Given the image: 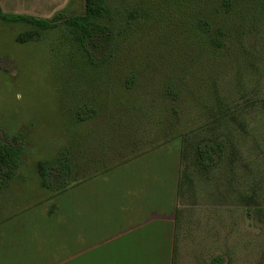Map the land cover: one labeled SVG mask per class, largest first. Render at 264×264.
I'll list each match as a JSON object with an SVG mask.
<instances>
[{
	"label": "rangeland",
	"instance_id": "obj_1",
	"mask_svg": "<svg viewBox=\"0 0 264 264\" xmlns=\"http://www.w3.org/2000/svg\"><path fill=\"white\" fill-rule=\"evenodd\" d=\"M112 8L99 67L62 28L18 43L27 27L0 22V140L21 146L0 264H264V0ZM213 141L221 157L201 167ZM65 147L71 184L55 193L35 164Z\"/></svg>",
	"mask_w": 264,
	"mask_h": 264
},
{
	"label": "trees",
	"instance_id": "obj_2",
	"mask_svg": "<svg viewBox=\"0 0 264 264\" xmlns=\"http://www.w3.org/2000/svg\"><path fill=\"white\" fill-rule=\"evenodd\" d=\"M71 1L50 17L5 12L0 6V22L27 27L15 36L18 43L34 40L48 30L62 28L81 51L85 62L92 67H99L112 58L121 30V24H117L113 13L112 4L115 0H85L83 13L68 15L66 12ZM135 16L137 14L134 11H126V19ZM14 139L8 142L0 140V188L14 176L19 166L21 146L17 143L20 138ZM222 150V142L204 143L197 149L198 164L204 168L216 164ZM35 170L43 188L55 193L65 191L71 184L73 172L68 149L62 148L51 160L37 161Z\"/></svg>",
	"mask_w": 264,
	"mask_h": 264
},
{
	"label": "crops",
	"instance_id": "obj_3",
	"mask_svg": "<svg viewBox=\"0 0 264 264\" xmlns=\"http://www.w3.org/2000/svg\"><path fill=\"white\" fill-rule=\"evenodd\" d=\"M21 0H0V6L3 11L11 13H23L38 17H50L55 11L63 8L69 0H22L27 3H39V7L21 9L17 5ZM36 10V11H34Z\"/></svg>",
	"mask_w": 264,
	"mask_h": 264
}]
</instances>
